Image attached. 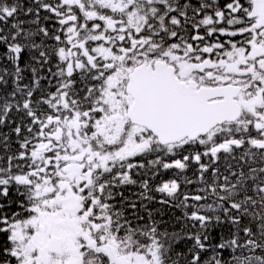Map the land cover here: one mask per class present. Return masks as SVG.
I'll list each match as a JSON object with an SVG mask.
<instances>
[{
  "label": "snow or ice",
  "instance_id": "obj_1",
  "mask_svg": "<svg viewBox=\"0 0 264 264\" xmlns=\"http://www.w3.org/2000/svg\"><path fill=\"white\" fill-rule=\"evenodd\" d=\"M0 264H264V0H0Z\"/></svg>",
  "mask_w": 264,
  "mask_h": 264
}]
</instances>
